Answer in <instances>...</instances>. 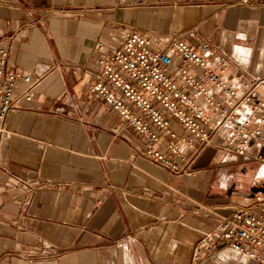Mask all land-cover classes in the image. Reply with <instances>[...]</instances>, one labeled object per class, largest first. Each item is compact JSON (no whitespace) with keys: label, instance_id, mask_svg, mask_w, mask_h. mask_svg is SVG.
<instances>
[{"label":"crops","instance_id":"crops-1","mask_svg":"<svg viewBox=\"0 0 264 264\" xmlns=\"http://www.w3.org/2000/svg\"><path fill=\"white\" fill-rule=\"evenodd\" d=\"M238 1L0 0L6 69L37 80L0 147V264H191L199 239L264 199L257 147L234 157L209 144L188 173H170L88 91L97 41L193 29L227 58L233 86L252 82L264 99V6ZM213 244L200 264H257Z\"/></svg>","mask_w":264,"mask_h":264},{"label":"built area","instance_id":"built-area-1","mask_svg":"<svg viewBox=\"0 0 264 264\" xmlns=\"http://www.w3.org/2000/svg\"><path fill=\"white\" fill-rule=\"evenodd\" d=\"M236 4L264 6V0ZM93 48L96 69L88 91L131 129L147 160L184 174L213 144L234 157H246L257 147L256 157L264 161V99L254 100L257 85L233 86L222 75L230 64L227 58L195 30L165 40L125 33L113 42L97 41ZM7 56L0 44V147L6 144L7 117L20 99L33 100L37 84L6 69ZM175 124L183 134L174 131ZM214 242L264 264V199L254 196L251 204L233 210L216 231L199 239L191 264H200L201 252L211 251Z\"/></svg>","mask_w":264,"mask_h":264},{"label":"bare ground","instance_id":"bare-ground-1","mask_svg":"<svg viewBox=\"0 0 264 264\" xmlns=\"http://www.w3.org/2000/svg\"><path fill=\"white\" fill-rule=\"evenodd\" d=\"M259 171H260L259 174L264 175V167H262Z\"/></svg>","mask_w":264,"mask_h":264},{"label":"rangeland","instance_id":"rangeland-1","mask_svg":"<svg viewBox=\"0 0 264 264\" xmlns=\"http://www.w3.org/2000/svg\"><path fill=\"white\" fill-rule=\"evenodd\" d=\"M262 160V159H261Z\"/></svg>","mask_w":264,"mask_h":264}]
</instances>
